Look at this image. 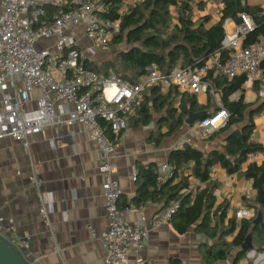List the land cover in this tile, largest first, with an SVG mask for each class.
Here are the masks:
<instances>
[{"label":"built area","instance_id":"1","mask_svg":"<svg viewBox=\"0 0 264 264\" xmlns=\"http://www.w3.org/2000/svg\"><path fill=\"white\" fill-rule=\"evenodd\" d=\"M194 3L189 2L186 15H191ZM109 9V0H0V139L11 138L27 150L29 137L45 128L81 126L97 147V171L104 178L101 189L107 230L101 240L105 264H130V257L139 255L146 247L150 233L167 224L180 206L179 201L161 205L151 199L136 207L118 205L122 189L114 178L113 155L120 136H128L130 132V122L143 102V93L158 87L161 93L174 88L181 94L213 97L216 94L206 80L208 73L228 80L239 76H246L250 81L260 80L264 36L249 45L243 44V37L254 28V22L249 15L241 14L242 25L223 43L227 51L223 63L217 54L201 67H175L167 74L151 65L146 75L131 83L113 72L106 76L84 67L87 61L93 63L96 55L120 33V19L105 17ZM123 13L121 9L118 11L120 16ZM239 97L237 92L230 100L236 101ZM261 114L264 115V111ZM228 116L218 101L208 117L186 127L178 146L208 138L225 125ZM104 126L110 129L111 137L104 132ZM49 146L55 148L54 139L49 140ZM260 161L259 152L250 153L245 159L248 165ZM187 168L190 164L186 166L189 170ZM157 174L156 186L179 178L175 166L168 162L158 167ZM190 178L193 182L196 180ZM193 182L180 194L193 195L204 188L203 183ZM243 195L253 201L258 192L245 189ZM150 206L157 211L146 218L143 212ZM51 208L49 197L43 196L39 212L45 223H48ZM131 212L137 214L135 224L127 220ZM224 216L232 217L229 209H225ZM233 216L237 220H250L254 211L244 207ZM87 228L92 230L90 226ZM0 235L18 251L25 254L29 250V237L18 233L13 220L2 215ZM235 236L236 231H233L225 239L232 240ZM25 257L28 259L26 254ZM140 263L141 260H137L135 264Z\"/></svg>","mask_w":264,"mask_h":264},{"label":"crops","instance_id":"2","mask_svg":"<svg viewBox=\"0 0 264 264\" xmlns=\"http://www.w3.org/2000/svg\"><path fill=\"white\" fill-rule=\"evenodd\" d=\"M140 1L124 0L121 10L126 12L127 3L131 5ZM193 1L195 3L190 15L193 22L200 24L202 18L206 17L208 21L205 25L208 27L220 20L223 0ZM241 4L264 11V0H242ZM240 19L239 16L238 21L224 22L226 37L232 35L237 26L242 25ZM252 83L248 79L243 86L244 100L247 103H252L257 98L252 91ZM168 93L176 97L174 102L177 108L181 93L171 88L162 94ZM215 94L218 96V93ZM259 95L263 96L264 92L261 91ZM195 97L199 105H205L208 101L210 105L212 96L202 94ZM214 110L215 108L212 112ZM261 112L253 117L250 135V140L263 148L259 152L261 161L257 165L264 163V115ZM159 117L153 115L148 125L134 126L130 122L128 136H120L113 155L114 178L122 189L118 201L120 207H136L141 204L135 200V196L138 187L145 180V171L151 166L157 174L158 167L168 162L169 152L179 147L173 146L171 138L182 132V136L186 133L187 128L183 127L172 136L159 140V135L167 130L165 124L159 123ZM50 139L55 140L54 149L49 146ZM207 139L196 140L189 145L198 148L204 156L212 150L222 151V141L217 138ZM247 166L244 162L241 170L232 174H228L218 164L210 170L209 180L217 184L214 208L222 205L229 209L231 218H234L233 213L238 209L251 208L253 204L252 200H246L243 195L245 189L255 190L252 183L243 176ZM97 167V147L78 125L45 128L41 133L29 137L27 150L11 138L0 139V215L12 219L17 232L29 237L30 247L25 254L29 260L34 261L33 264H105V249L101 240L102 234L107 230L101 189L104 178L98 173ZM187 174L189 170H184L183 175ZM188 180L193 182L190 177ZM179 181L177 178L171 186ZM197 182L195 180L193 183ZM43 196L49 197L52 206L47 216L48 223L44 222L39 212ZM154 201L165 204L164 196ZM156 211V207L150 206L144 210L143 215L149 218ZM127 220L135 224L137 214L129 213ZM228 220L227 217L222 218L224 226ZM220 221L218 214L211 219V226L218 225V229H221ZM177 223L172 218L167 224L152 231L146 247L139 255L130 257V264H135L137 260H141L140 264H168L172 259L183 264H205L201 254H198V245H211L213 240L204 234H198L194 227H191L193 230L189 228L179 234L175 228ZM246 263L264 264V253L254 251L246 254L238 264ZM214 264H232V259Z\"/></svg>","mask_w":264,"mask_h":264},{"label":"trees","instance_id":"3","mask_svg":"<svg viewBox=\"0 0 264 264\" xmlns=\"http://www.w3.org/2000/svg\"><path fill=\"white\" fill-rule=\"evenodd\" d=\"M123 1L109 0L110 11L105 15L109 19L119 18L121 22L120 33L110 44L118 45L125 40L130 45V48L119 56L123 72L118 73L116 69L108 67L103 70L101 65L95 66L88 61L84 63V67L106 76L113 72L131 83L146 75L147 68L151 65H156L161 73L167 74L175 67H201L211 56L217 54L223 63L227 58V51L223 48L226 39L224 22L238 21L241 14L249 15L254 22V28L243 37V44L249 45L264 36V11L258 7L242 5V0H223L220 20L208 27L205 25L208 21L206 17L202 18L200 24H196L190 15L185 14L189 2L193 0H141L128 6L126 12L120 16L118 11L122 8ZM261 69L262 78L252 83V91L257 96L252 103L244 100L243 86L248 80L246 76L228 80L222 76L213 77L212 73L207 74L206 80L219 94L229 115L225 125L208 137L213 139L222 135V151L212 150L204 156L198 148L188 144L172 149L167 161L175 166L176 175L179 172L180 181L174 186H171L173 180L156 186L158 175L150 166L145 171V180L138 187L135 196L139 203L163 196L165 204L173 200L179 201V210L173 216L174 219H179L175 226L176 231L183 234L187 229L194 227L198 234H204L213 240L211 245H200L199 251L205 264L226 262L229 258L232 259V264L240 263L247 254L242 252L240 247L249 233L252 234L254 251L264 253V204H259L258 195L252 201V219L237 222L235 218H230L224 226L222 218L225 217L224 211L227 208L222 205L214 208V191L217 184L209 180L210 170L214 165L218 164L228 174H232L241 170L248 154L263 151L262 146L250 140L253 117L264 110V95H259L261 91L264 92V61ZM238 91L241 92L238 100L229 101V97ZM174 98L176 97L170 93L162 94L158 87L145 90L143 102L131 122L134 126L148 125L153 115L160 116L159 123L165 124L167 129L159 135L160 140L186 127L184 121L188 113L203 112L205 118L212 113L209 111V101L205 105H199L194 95L181 94L177 108L173 103ZM104 132L111 137L108 127L104 126ZM188 164L189 174L183 175ZM243 176L252 183L257 192L259 188L264 190V163L249 164ZM189 177L203 183L204 188L193 195L180 194V191L189 185ZM258 213H261L262 221L253 225L252 222ZM218 214L221 229H218V225L211 226V219ZM233 231H236V236L231 241L224 240L225 236ZM168 264L183 263L172 259Z\"/></svg>","mask_w":264,"mask_h":264},{"label":"water","instance_id":"4","mask_svg":"<svg viewBox=\"0 0 264 264\" xmlns=\"http://www.w3.org/2000/svg\"><path fill=\"white\" fill-rule=\"evenodd\" d=\"M205 118L203 112L199 113H188L184 124L186 127H190L194 122L202 120ZM258 202L259 204H264V190L262 188L258 189ZM262 221L261 213H258L256 218L253 220L252 224L257 225ZM240 250L246 252L247 254H252L254 252V247L252 245V234L249 233L244 242L242 243ZM0 264H31L25 257V254L18 251L11 243L2 235H0Z\"/></svg>","mask_w":264,"mask_h":264},{"label":"rangeland","instance_id":"5","mask_svg":"<svg viewBox=\"0 0 264 264\" xmlns=\"http://www.w3.org/2000/svg\"><path fill=\"white\" fill-rule=\"evenodd\" d=\"M130 4H126V6L128 7ZM125 6V7H126ZM130 48V45H128L126 43L125 40H123L120 44L118 45H114V44H110L106 49H104L103 51H100L97 55H96V60L94 61L95 63H90V64H94L96 65H101L102 69L105 70L106 67H108L109 69H116L118 73L123 72L122 68H121V64H120V53L128 50ZM98 64H97V62ZM89 62V61H88ZM96 73V72H94ZM97 74V73H96ZM220 101V96L218 94V96H213L210 98V111H212L215 107L217 102ZM175 105V102H173ZM173 106V104H172ZM183 132L175 135L171 138V141L173 142V146H178L179 141L181 140V136H182ZM214 138H217L219 141L223 140V136H215ZM170 139V138H165ZM208 140V139H207ZM177 221L179 219H176ZM190 230H193L192 228H190ZM201 245V244H200ZM200 245H198V254H201L199 251ZM231 260V258H229V261Z\"/></svg>","mask_w":264,"mask_h":264}]
</instances>
